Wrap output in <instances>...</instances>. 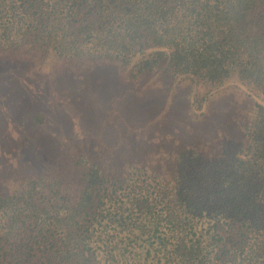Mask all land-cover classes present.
<instances>
[{
  "label": "trees",
  "instance_id": "1",
  "mask_svg": "<svg viewBox=\"0 0 264 264\" xmlns=\"http://www.w3.org/2000/svg\"><path fill=\"white\" fill-rule=\"evenodd\" d=\"M46 66L118 68L142 96L117 88L112 100L101 91L86 101L68 75L30 84ZM1 68L8 82L20 72L37 102L36 134L55 119L53 101H70L80 117L78 101L102 102L125 121L149 92H168L154 101L165 134L143 135L159 139L150 160L121 162L115 150L118 162L105 167L56 126L47 156L4 133L0 264H264V0H0ZM229 93L250 103L244 116L215 103ZM178 94L195 125H169ZM143 115L133 130L145 128Z\"/></svg>",
  "mask_w": 264,
  "mask_h": 264
},
{
  "label": "rangeland",
  "instance_id": "2",
  "mask_svg": "<svg viewBox=\"0 0 264 264\" xmlns=\"http://www.w3.org/2000/svg\"><path fill=\"white\" fill-rule=\"evenodd\" d=\"M51 67L53 66H46L44 67L45 69L41 71L44 72L43 75L47 76L34 78L36 79V81L32 80L30 84L33 85L34 82L37 84H40L38 82H45L46 84H48L51 83V81L55 77H58L60 75H68L71 78H63L66 80L62 81H64V83L68 85V87L76 85L75 87L77 88V90L79 89L81 91V94L79 95L83 98H86V101L91 99L93 94L92 92L101 93V91H103V97L112 100L114 99V96L116 97L117 88L127 90L128 92L126 93V97L133 96L135 100L140 99L142 96V94L140 93L141 91L139 92L137 90L139 88V85H132L130 84V82H125L120 78L121 73L118 68L105 66L103 68L96 69L95 71H92V69L90 68V71L80 73V71L72 70L70 68L62 72L63 70L57 71L56 69H49ZM2 70L3 68L0 69V71ZM18 70L21 72L25 69L22 66ZM13 72L14 80H12L11 82H8L5 79H0V140H3V138L5 137L4 133H22V141L25 144L28 143L32 147L35 146L41 148L39 156H47L56 151L52 150V145H54L52 141L55 139L54 135L52 134L54 126L62 128V131L65 130L69 133L71 137L69 142L70 145L77 146L86 153L90 154V156L97 158L105 167L110 166V164L114 162H118L114 157L115 150L119 151L118 159L121 162H124L127 158L132 160L135 157L140 159L142 158L141 160L145 161L150 160L152 154L154 153L153 151L156 150L159 139L148 142V139H146L143 135H153V137H160L162 135L163 137V135L165 134L163 132V128L158 127L159 124L162 123L158 115L160 104L154 103V101L160 102L165 98L168 92L167 86L162 90H158L156 93L149 92L148 94H150V98H146L143 102H139L136 107L130 105L127 109L125 121H122V119L125 117L124 113H122L117 107L113 108L111 111L109 110L108 114H106V107L102 102L96 103L93 101L89 104L87 102V104L81 106L79 105L78 101L77 105L80 108L81 117L78 115V113L75 116L76 110L74 109L70 101H67L66 99V101L63 100L64 103H60L61 105L59 106H57L58 102L56 101H53V103H47L46 109L50 110L48 114L50 118L55 117V119L52 120V124L45 125L44 132L42 134L33 133L36 127L34 125V112L37 102L32 98V96H30V93L25 92L24 83L19 80L22 77V74L20 72L17 74L16 70H13ZM76 73L79 76L83 74L86 79H82V81L78 80L77 78L72 79V75ZM99 77L102 79L101 82L98 80ZM70 81H72L74 84L70 85ZM64 83H61L60 85L55 87L57 92H59L61 88H66V85ZM159 84L160 83H158L157 85ZM13 85L17 90V94H15L14 91L10 93L7 92L10 88L13 87ZM163 87L164 86L157 88ZM64 95H71V92L64 93ZM178 96L180 97V106L177 108L176 115L173 114L172 116L176 118L174 120H170L169 125L176 124L181 128L184 127L187 122L191 124L193 123V125H195L196 120H193L191 114L182 113L181 107L184 105V98H182L179 94ZM45 97L47 98L48 96L45 95ZM49 101H52V99H50ZM214 101H216L215 103L221 102L223 106H227L228 109L225 111V113L236 112L238 107H240L238 109L239 113L237 112V114H241V116H244L246 114V111L250 107V103L248 101H238L235 96L230 93L219 95L214 99ZM175 103L178 104L177 95ZM38 104L39 106H42V102H39ZM9 111L11 112V115ZM58 111L61 114H57ZM141 113H144V115L142 116L140 121H146V124L142 125L145 128L133 130L132 125L139 123L133 120V115H139ZM5 115L9 116L4 117ZM144 116L148 117V119L144 118ZM114 122L119 124L121 133L120 131H118V129L115 132V125H113ZM155 131H159L160 134H157ZM72 133H74V135ZM83 134L95 137L82 138ZM134 135H140L141 138L139 140H136L133 138ZM188 140L192 141V138ZM17 143L20 144L21 140H17ZM166 146L171 145L166 144ZM135 147L137 148L135 149ZM10 155L11 153L9 151L2 152V150H0V174H2V176H4L6 173H9L10 165L8 163V160L10 159Z\"/></svg>",
  "mask_w": 264,
  "mask_h": 264
}]
</instances>
